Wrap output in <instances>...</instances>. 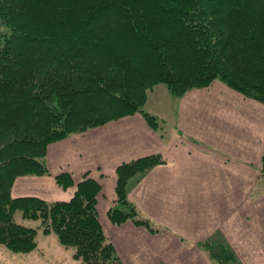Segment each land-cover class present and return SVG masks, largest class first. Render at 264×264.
Returning a JSON list of instances; mask_svg holds the SVG:
<instances>
[{"label": "trees", "instance_id": "16d2710c", "mask_svg": "<svg viewBox=\"0 0 264 264\" xmlns=\"http://www.w3.org/2000/svg\"><path fill=\"white\" fill-rule=\"evenodd\" d=\"M214 81L264 104V0H0V246L30 253L41 228L74 247L80 264H123L100 223L98 181L86 178L54 202L14 198L12 184L49 173L51 143L133 114L156 128L143 108L156 85L182 97ZM161 162L153 154L117 166L115 205L125 210L109 208L111 223L164 230L126 191ZM55 179L72 184L67 173ZM16 211L40 225L17 223ZM206 245L219 264L235 259L224 244Z\"/></svg>", "mask_w": 264, "mask_h": 264}, {"label": "crops", "instance_id": "0c3cea01", "mask_svg": "<svg viewBox=\"0 0 264 264\" xmlns=\"http://www.w3.org/2000/svg\"><path fill=\"white\" fill-rule=\"evenodd\" d=\"M148 96L143 108L157 117L156 128L133 114L51 143L49 173L17 177L11 196L69 200L77 183L91 178L101 184L98 216L123 264H213L198 243L218 239L244 264H264V188L257 189L264 104L214 81L179 97L171 117L159 122ZM153 154L162 162L127 182V199L164 230L111 223L117 166ZM62 173L72 179L66 188L55 179Z\"/></svg>", "mask_w": 264, "mask_h": 264}, {"label": "rangeland", "instance_id": "374dc122", "mask_svg": "<svg viewBox=\"0 0 264 264\" xmlns=\"http://www.w3.org/2000/svg\"><path fill=\"white\" fill-rule=\"evenodd\" d=\"M148 95V108L154 114H157L160 119L159 122L168 120V118L171 117V114L173 113L174 108L176 109L180 99L171 93L169 94L166 91V86L164 84L156 85L152 91L148 92ZM161 116H164V120L161 119ZM167 125L168 124H166V126ZM261 188H264V178H261L257 184V189L260 190ZM254 193H256V191H254ZM254 193L251 195L252 199ZM113 207L125 210V207L122 204H117ZM14 219L19 224H24L33 228H37L40 225L38 219L22 218L21 212L19 211H16ZM35 238L37 247L27 254L14 253L3 246H0V264H80V261L73 256L74 247H65L61 245L58 242L55 233L49 232V234H45L41 228H38ZM206 243L211 245H220L224 243H221L219 239L216 243L212 240L201 241L198 243V247L208 255L209 260L213 261V264H219L216 260L211 258L210 253L206 248ZM184 245L188 246L189 243L185 241ZM224 245H227V248L229 249L231 248L229 243ZM230 251L234 253L235 259L228 264H244L232 248Z\"/></svg>", "mask_w": 264, "mask_h": 264}]
</instances>
